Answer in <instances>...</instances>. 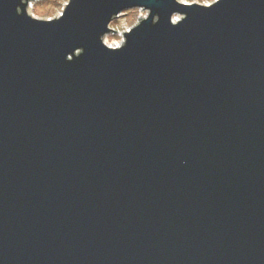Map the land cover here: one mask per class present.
I'll return each mask as SVG.
<instances>
[{"label": "water", "instance_id": "obj_1", "mask_svg": "<svg viewBox=\"0 0 264 264\" xmlns=\"http://www.w3.org/2000/svg\"><path fill=\"white\" fill-rule=\"evenodd\" d=\"M33 1L0 0V264H264V0Z\"/></svg>", "mask_w": 264, "mask_h": 264}, {"label": "rangeland", "instance_id": "obj_2", "mask_svg": "<svg viewBox=\"0 0 264 264\" xmlns=\"http://www.w3.org/2000/svg\"><path fill=\"white\" fill-rule=\"evenodd\" d=\"M70 0H34L28 10V14L38 20H53L59 18ZM184 4H198L202 6H210L218 0H177ZM147 16L142 10H133L123 13V16L114 20L110 25L111 34L104 38V43L110 48H118L124 41L123 33L129 32L134 28L140 19Z\"/></svg>", "mask_w": 264, "mask_h": 264}, {"label": "bare ground", "instance_id": "obj_3", "mask_svg": "<svg viewBox=\"0 0 264 264\" xmlns=\"http://www.w3.org/2000/svg\"><path fill=\"white\" fill-rule=\"evenodd\" d=\"M31 8V6L28 8V10Z\"/></svg>", "mask_w": 264, "mask_h": 264}]
</instances>
